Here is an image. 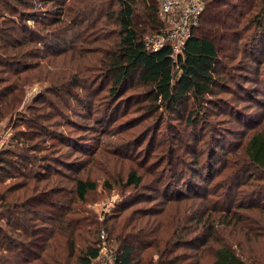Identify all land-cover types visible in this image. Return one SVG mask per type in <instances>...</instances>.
<instances>
[{
  "label": "trees",
  "instance_id": "trees-1",
  "mask_svg": "<svg viewBox=\"0 0 264 264\" xmlns=\"http://www.w3.org/2000/svg\"><path fill=\"white\" fill-rule=\"evenodd\" d=\"M220 1L206 2L200 23L206 9ZM46 4H51V8H46ZM248 4L245 0H238L229 15L211 12L206 17L209 22L207 25L223 29L224 35L238 33L243 17L238 18L235 13L241 14L239 8ZM259 4L256 12L250 19L247 18L244 27L249 24L264 32V0H259ZM52 8L57 11L56 14L47 12ZM10 9L15 10L12 14H20L21 24L12 16L3 14ZM159 10V0H0V49L3 50L0 51V67L6 68V71L9 67L20 68L18 73L0 78V119L4 114L17 109L25 95L24 86L36 78L51 82L49 93L55 94V98H49L45 106L37 109L35 115L22 118L23 124L29 129L20 132L18 144L0 153V212L4 210V213L12 216L11 219L7 218L6 224L13 230L11 236L0 223V264H99L97 257L103 229L118 244V248L111 244L116 254V264H202L205 252L212 254L210 264H264V259L252 252V246L264 239V121L259 128L247 133L245 142L233 150H226L224 155L220 152L221 147L217 146L214 152L208 151L202 158L197 146L193 147L195 150L190 162L198 167L202 168L204 163L212 164L215 169L221 160L224 166L222 172L215 171L212 175L211 181L213 176H217V180L212 184L213 188L209 187L210 190L194 183L195 189H201L195 192L203 196V199L199 204L193 202L192 206H185L187 214L184 219L177 216L178 212L169 209L172 206L165 207L164 204L160 211L155 206L134 208L128 214H123L127 210H117L116 216L106 218L105 227L98 231L97 240L88 239L82 247L77 244L76 237L81 235L80 229L87 227V210L83 208L87 194L97 189L100 176L104 177L107 188L113 187L112 181L138 188L151 174L155 176L154 182L159 181V174L155 172L162 163L156 162L157 157L151 160L153 156L150 151L145 161L137 162L134 159L136 156L130 155L134 163L124 172H111L106 164L99 168L100 172L94 178L91 173L90 176L72 177L64 171V176L70 177L73 183V204L65 206L63 203H51L62 214L68 210L79 216L54 219L56 228L49 231L47 238L43 239L39 234L35 236L42 230H31L33 234L29 236L30 222L19 220L31 201L46 192L45 188L53 186L49 188L53 195L65 191L56 190V187L65 189L58 182L51 184L47 180L44 186L40 184L43 179H48L43 176L44 169L49 166L45 162L46 155H35V159H39L40 170L36 168L27 174L23 172L22 166L36 162L24 150H30L32 146L30 151H42L41 146L33 141L35 137L48 135L55 139L45 149L53 148L60 140L78 147L71 136V140L67 141L65 132L50 128L52 125H63L60 116L65 112L60 105L69 108L72 99L83 105L88 103L87 98H79L81 95L75 93L74 89L90 90L99 80H110L107 93L98 102L100 110L97 113L103 112V115L93 116L96 123L102 122V130L105 132L113 125L110 121H115L112 120L115 114L110 111L114 104L127 102L137 105L134 113L139 114L130 117V120L116 123L111 133L118 134L123 128L132 129V132L121 136L120 142H114L113 151L102 147L109 161L121 162L122 165L127 158L123 152L127 144L121 143H127L137 133L140 135L134 141L142 139L140 145H143L150 131H155L156 137L168 111L178 114L181 106L190 100L188 124L198 127L200 120L206 119L205 109L208 104L212 105L215 87L220 82L223 62L219 47L211 34H196L199 23L177 61L173 60L168 45L157 51L149 50L145 44L146 36L165 28ZM32 16L41 28L25 24L26 19ZM210 20H213V24ZM77 41L80 43L76 44ZM50 45L52 53L48 48ZM41 51L44 52L42 62L25 60L27 57L38 58ZM47 56L55 58L46 60ZM32 69L38 72L32 73ZM53 69L59 70V73H54ZM128 87L134 91L126 94ZM56 93H61L60 102L56 99ZM71 117H65V124H75L82 129V124H76ZM50 121L54 122L47 124ZM177 137L173 136L169 150H173ZM197 139L202 140L203 137ZM16 145L19 149H14ZM226 147L223 144V148ZM98 148L90 156L91 165L82 164L80 171L88 166L92 170L93 160L98 158ZM116 155L121 158H114ZM147 162L150 163L148 167L144 164ZM139 163L143 164L137 167L135 164ZM75 165L71 160H65L66 169H75ZM16 166L19 176H28L27 180L3 183L1 178L11 177V170L16 169ZM199 174L202 172L193 175ZM30 179L35 182H30ZM178 193L179 196H185L187 201L195 199L193 195L187 196L182 191ZM126 201L119 204V207H123L129 200ZM77 202L83 203L81 207L74 206ZM166 208L173 213L171 219ZM48 210L53 211L51 208ZM44 216L39 213L36 219L42 221L46 218ZM89 230L94 231L92 228ZM40 240L45 241L43 246L39 244ZM245 243L249 246L247 250ZM33 246L39 249L38 254L32 252ZM183 247H187V250L178 252Z\"/></svg>",
  "mask_w": 264,
  "mask_h": 264
},
{
  "label": "rangeland",
  "instance_id": "rangeland-1",
  "mask_svg": "<svg viewBox=\"0 0 264 264\" xmlns=\"http://www.w3.org/2000/svg\"><path fill=\"white\" fill-rule=\"evenodd\" d=\"M245 1L247 3L249 2V4L246 7L239 8V12L242 13H235L236 17H243L239 24V27L241 26L239 31L237 27L239 34L235 32L234 34L229 33L224 35L223 29H215L214 26L207 25L209 22L206 21L211 12L219 14L225 13V15H229V13L231 14V11L235 8L238 0H222L206 9L203 19L195 31L196 34L203 32L212 35V38L216 41L219 47L220 56L223 62L220 82L215 87L214 101L212 105H207V108L205 109L207 111L206 119L200 120L198 127H193L188 124V112L191 109V101L189 100L181 106L178 114L168 111L164 115L165 121H163L162 127L157 132L156 137L154 136L155 131H150L143 145H140L142 139L137 142L134 141V139L140 135V133H137V136H133L131 140L127 141V143H121V145L127 144V146L123 148L124 155L126 154L127 158L124 159L125 163L122 165L121 162L109 161L108 155H106L102 147H107L109 150L113 151L114 142L118 141L121 136L128 135L132 132V129L127 130L123 128L122 132L118 134L111 133L114 130V125L116 123L139 114L134 113V108L137 105H135V103L130 104L127 102L114 104L110 111L114 112L115 115L112 120L115 121H110L113 125L105 132L102 130V126H104L102 122L96 123L93 120V116L103 115V112L97 113L100 110L98 102L102 100L107 93L110 80H99L94 84L92 89L90 88V90L86 89L84 91L81 88L77 90L74 89L75 93L81 95L79 98L85 96L88 103L83 105V103L76 99H72L70 100L69 108L60 105L65 112L63 116H60L62 119L61 124L63 125H52L50 128L52 130L65 132L67 141H70L71 139L74 140L78 144V147L75 145H69L67 142L65 143L60 140L57 141L53 148L45 149L47 146H50L55 139L50 138L48 135H44L33 139L34 142H37L39 146H41L40 148H42V151H30L32 146L30 147V150L23 149L26 154L30 155L32 161H34L36 154H38V156H47V159L41 157L42 159H45V162H48L49 165L43 171V176L48 177V179H43L40 182L41 185L44 186L45 183H47V180H50L51 184L58 182L60 186H65V189H62V187H56V190H65L64 192L56 193V195L50 193L49 188L53 186H49L48 189L45 188L47 193L44 192L43 194L36 196L35 199L31 201L28 209H24L19 220L23 223L30 222L31 229L29 236L33 234L32 231L42 230L40 233L37 232L35 236H38L39 234L41 238L43 237V239H45V237H48L49 231L56 228L54 225V219H59L61 216H64L65 218H70L71 216L77 218V216H79L78 213L68 210L64 211L62 214L61 211H58L56 209L57 207H53L55 205L51 203V201L54 204L63 203L65 206L73 204L72 199L75 198L73 183L71 182L70 177L64 176V171L71 174L72 177L80 175L87 176L91 173V177L94 178L99 174V168L104 167L106 164L107 168L110 167L111 172H115V170H117V172H119V170L124 172L129 165L134 163V161L130 159V155L136 156L134 158L135 161L140 162L147 160L149 157L147 155L150 154L151 151L153 156L151 157V160L154 158L156 159L157 157L158 159L156 162L162 163L159 169L155 172L156 175L159 174V181L157 180V182H154L155 176L151 174L148 179L145 180L143 185L138 188H134L133 186H122L114 181H112L113 187L107 188L104 184V177L100 176L97 189L89 191L84 203L85 207L83 208L87 210L85 213L87 227L84 226L81 228V235L76 237L79 246H84L88 239L97 240L98 231L105 227L104 223L106 218L110 219L111 216H116L115 214L118 212L117 210L121 212L127 210L123 214H128L134 208L141 206H155V208L160 211L162 204H164L165 207L172 206V208L169 209H173V212H178L177 216L184 219L187 214L184 209L185 206H192L193 202L199 204L202 201L203 196L196 193L201 191V189H195L194 183L201 185L204 188L207 187L208 190H210V188H213L212 184L217 180V176H213V180L211 181L212 175L216 172H222L224 165L221 160L216 164L215 169L212 164L204 163L202 168L198 167L197 164L190 162L193 157V150H195L193 147L197 146V150L201 152L202 158L207 155L208 151L214 152L217 146L221 147L220 152L224 155L226 150H233L237 148V146H240L241 143L245 142L246 137L248 136L247 133H251L259 128L264 121V32L257 29L255 26H250L249 24L244 27L247 18L250 19L260 4L259 0ZM46 8H51V4H46ZM1 11L4 12V10ZM20 11H22V9H20ZM14 12L15 10L10 9V11L8 10V12L3 14L12 16L17 22H19V24H21L22 21L20 20V14H12ZM47 12L52 15L53 13H57L53 8L48 9ZM210 22L213 24V20H210ZM1 24L0 21V25ZM25 24L32 28H41L39 23L37 24L35 21V17L27 18ZM51 37L52 36H50V38ZM79 43V41L76 42V44ZM51 47L52 45L48 48L52 53V50H50ZM0 51L3 50L0 49ZM39 54L38 58L30 59L27 57L25 60L29 59L28 61L30 62L40 60L42 62L44 52L41 51ZM49 58H55V56H47L46 60ZM19 70L20 68L18 66H14L13 69L9 67L7 71L6 68L3 69L0 67V78L4 79L10 74H16ZM33 70L34 69H32V73L38 72ZM53 71H55L54 73H59V70L56 71V69H53ZM51 88V82L46 79L38 78L24 86L25 95L21 104L12 113L4 114V117L0 119V153L13 147L14 144H18L17 141L19 140L20 132L24 129H29L26 124H23L22 118L24 116L31 117L35 115L37 109L45 106L48 100H50L49 98H55V94L49 93ZM133 91V89L128 87L126 88L125 93L128 94ZM60 95L61 93H56V99L58 102H60ZM48 110L49 109H47L46 112H48ZM67 115L72 116L71 118L76 124H82V129L75 124L66 125L65 117ZM52 122L54 121L47 122V124H51ZM171 124H173V126ZM133 130H135V128ZM174 135H177L178 137L174 140L173 150H169L171 144H173L172 138ZM70 136L71 139L69 138ZM201 136L203 137L202 140L197 139L201 138ZM204 141L206 143H204ZM118 142H120V140ZM223 144H226V149L223 148ZM182 145L183 147H181ZM15 148L19 149V146L16 145L14 149ZM96 148H98V158L96 161L92 159L94 161L92 170L91 166H88L80 171L79 168L82 164L83 166L91 165V163H89L90 156L94 154L93 152ZM116 156L117 157L114 158H121L120 155ZM35 160L36 162L22 166L23 172L30 174L32 170L38 168L40 164L39 159ZM65 160H71L72 164L75 163V169H66L64 166ZM140 164L143 163L135 165L139 167ZM144 164L146 167L150 165L149 162ZM39 168L38 170H40ZM17 170L18 166H16V169L12 168L11 177H6V179L1 178L3 183L9 184L20 181L24 182L27 180L28 176H19L20 173L17 172ZM140 172H143V170L140 169ZM198 172H202V174L197 175L198 177L193 175ZM217 174L220 178V174ZM88 176H90V174ZM30 180V182H35L34 179ZM181 191L187 196L193 195L195 199L187 201L188 199L185 196L178 195V192ZM126 200H129L128 203L123 205V207H119V204L121 205L127 202ZM49 202L50 204H48ZM80 204L83 203L77 202L74 206L77 205V207H81ZM49 208L53 211L48 210ZM166 211L170 219L174 217L173 213L167 208ZM1 212L3 217L0 218V223L3 225L5 231L13 236V230L8 224H6L7 218L10 217L11 219L12 216L8 213H4V210H1ZM39 213L41 215L45 214L46 216L44 217L46 218L42 221L37 220L36 218ZM164 213L165 211L162 214ZM89 228H92L95 232L90 231ZM226 234H228V232H226ZM108 236L110 238L109 234ZM227 238H229V236H227ZM27 240L29 241V237ZM109 240L110 244H113L115 248H118V244L114 238H110ZM39 242L41 246L45 244V241L40 240ZM32 248V252L38 254L39 249L36 246H33ZM186 248L187 247L180 248L178 252L187 250ZM245 248L246 250L249 248L248 243H245ZM111 249L114 251L113 247H111ZM252 250L254 254H257L264 259V239L255 243L252 246ZM238 251H240V249H238ZM211 260L212 254L205 252L202 264H210Z\"/></svg>",
  "mask_w": 264,
  "mask_h": 264
},
{
  "label": "built area",
  "instance_id": "built-area-1",
  "mask_svg": "<svg viewBox=\"0 0 264 264\" xmlns=\"http://www.w3.org/2000/svg\"><path fill=\"white\" fill-rule=\"evenodd\" d=\"M208 0H159V16L165 28L146 36L145 44L151 51H157L165 45L170 46L172 57L177 61L185 45L200 23L203 10ZM101 243L97 260L99 264H115L116 254L111 249L108 232L100 233Z\"/></svg>",
  "mask_w": 264,
  "mask_h": 264
}]
</instances>
